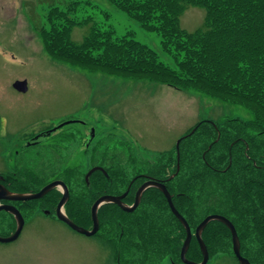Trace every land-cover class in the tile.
<instances>
[{
	"label": "trees",
	"instance_id": "trees-1",
	"mask_svg": "<svg viewBox=\"0 0 264 264\" xmlns=\"http://www.w3.org/2000/svg\"><path fill=\"white\" fill-rule=\"evenodd\" d=\"M105 1L141 30L158 35L159 49L140 43L132 32L117 35L107 25L109 14L94 17L88 12V1L69 0L60 1L65 6L50 4L39 20L44 51L51 59L79 71L196 91L243 112L242 117L215 122L216 130L210 122L201 120L183 134L175 179L188 182L192 212L199 189L204 214L209 210L233 221L239 232L241 255L250 264H264V0ZM190 7L204 11L202 25L193 32L180 25L181 16ZM88 24L82 41L73 42L72 29ZM158 51L172 64L161 62ZM194 134H199L197 141L190 144ZM169 154L154 166L176 171V148ZM121 165L115 163L112 169L125 171ZM118 180L122 181L120 186L127 185V178ZM33 205L30 202L24 206L25 218L28 211L37 209ZM155 206L147 213L154 219V235L163 240L164 223L158 220L164 215V201ZM65 210L70 220L85 226L82 192L72 194ZM0 216L10 220L6 235L11 234L14 221L3 211ZM210 227L214 255L227 253L238 263L230 249L228 228L219 222ZM191 254L193 259V251Z\"/></svg>",
	"mask_w": 264,
	"mask_h": 264
},
{
	"label": "rangeland",
	"instance_id": "rangeland-1",
	"mask_svg": "<svg viewBox=\"0 0 264 264\" xmlns=\"http://www.w3.org/2000/svg\"><path fill=\"white\" fill-rule=\"evenodd\" d=\"M60 1L69 0H0V123L3 124L0 171L9 166L8 159L14 163L11 155L19 147L8 144L19 139V135L41 129L44 124L74 122L64 126L72 129L82 127L76 123L84 121L95 129V138L100 140L96 156H81L84 153L78 151V145L62 152L58 161L48 155L52 153L44 151V160L53 161L49 165L52 174L60 176L65 168L73 173L70 189L74 194L83 191L80 176L96 163L91 160L100 159L98 155H117L120 159L112 158L117 165L123 163L121 168L126 172L140 170L146 168V160L155 164L171 156L169 151L198 121L221 123L227 118L244 116L236 107L196 91H179L132 77L113 78L79 71L51 59L43 49L39 20L46 15L50 4L65 6ZM82 1L89 2L88 12L94 17L108 13L107 25L117 35L132 32L140 43L159 49L158 35L141 30L124 13L113 10L107 1ZM203 18L202 9L190 7L181 16L180 25L185 31L193 32L202 25ZM88 26L74 27L70 34L72 41L80 43ZM158 54L161 62L172 64L171 59L159 51ZM17 81L26 83V92L13 88ZM13 129L19 130L16 138L9 135ZM198 135L194 134L188 142L193 144ZM72 154L73 157H67ZM36 210L27 212L17 240L0 243V264H115L98 240L80 235ZM2 218L5 217L0 216V236H9L6 233L10 220ZM207 264L238 263L230 254L218 253Z\"/></svg>",
	"mask_w": 264,
	"mask_h": 264
},
{
	"label": "flooded vegetation",
	"instance_id": "flooded-vegetation-1",
	"mask_svg": "<svg viewBox=\"0 0 264 264\" xmlns=\"http://www.w3.org/2000/svg\"><path fill=\"white\" fill-rule=\"evenodd\" d=\"M73 123L74 122L66 121L56 123L55 125L44 124L43 128L31 130L28 133L19 135V139L8 144V146L19 148L12 152L11 156L14 163L8 159L10 162L9 166L4 167V170L0 171L1 196H7L4 194V191H1L4 189L12 194H34L39 192L45 186L59 181L67 186L69 198L71 199L72 192L67 182L72 181V178L74 177L73 173L69 171L68 168H65L61 171L62 174L60 176L52 174L54 172L50 169L49 165H51L50 163L53 161L44 160V151L52 153L48 155L57 160L63 156L61 154L62 152L71 149L73 145H78V151L82 154L84 153L81 156L85 158L87 156L90 158L96 156V151L100 146V140L95 138V129L87 126V123L84 121H78L76 123V125L82 127H75L72 129L69 127L64 128L65 125ZM209 125L215 130L217 129L216 125ZM0 126L2 127L3 124L0 123ZM17 132H19V130H10L9 135H14L16 138L15 135ZM71 151L75 153L74 150ZM57 153L59 155H57ZM98 156L100 158L98 161H94V159L91 160V162H96L91 167L102 168L104 172L96 170L91 174L88 182L85 180V176L90 169L84 170L83 174L80 176L83 177L84 180L82 196L85 203V226L83 228L87 230L92 229L93 220L91 208L100 197H120L127 192L121 199V202L122 205L131 207L136 201L137 191L143 184L150 180L162 183L171 196L173 207L184 218L190 229L191 237L188 249L185 253V259L200 264L203 258L202 246H200L198 238H196V228L206 217L212 215L225 216L219 213L210 212L209 210H206L204 214L202 193L199 189H197L195 193V205L194 211L192 212L190 210L191 203L188 199V182L183 178H181L179 182L175 179L179 172L177 169L174 172H172V170H160L161 167L156 168L153 163L146 160L145 162H147V165H144L146 168L140 170L136 169L131 172L116 171L112 169V166H115V163H117L115 159H120L117 155H112L115 156V159H113L111 155ZM2 157H4V154ZM67 157H73V154L68 155ZM26 161L36 162L28 163ZM44 163L45 165H43ZM175 166H177V161ZM47 177H49L48 180H46ZM122 178H127L125 181L127 185L125 187L120 186L122 181L118 179ZM53 193L55 194L54 196L52 195ZM179 196L182 197V201L178 200ZM61 197L62 188L56 187L47 192L40 199L19 202L3 199L0 200V205H12L23 216L22 212L24 206L30 202H34L33 207L35 206L37 208V212H40L51 219L54 218L57 220L55 210ZM70 199H68V201H70ZM161 199L164 201L165 210L163 218L158 221L164 223L163 240H160L154 235V229L152 228V222L154 219H152L147 213L149 210L151 211V209L155 208V205L158 204ZM146 201H148V203H146ZM66 204L63 207L64 212L66 211ZM44 211H49V214H45ZM105 211H107V213ZM7 214L9 215V218L14 221V225L16 226L14 218L9 213ZM147 217L151 218V220L148 221L149 219ZM23 218L26 221L24 216ZM225 218L232 223L236 232L239 234L233 221L228 217ZM97 219V232L92 236L85 237L98 240V243L103 245L108 254L115 259V264H184L181 259V249L186 239V229L173 215L167 199L158 188L149 186L144 189L140 195L137 207L130 213L123 211L119 205L114 203L102 204L97 209ZM214 222L219 221H209L199 235L208 252V261L215 256L211 244L209 243L214 240L213 238L211 239L213 230L210 227V224H213ZM227 230L230 234L229 240L231 241V233L229 229ZM227 240L228 239H226V241ZM230 249L232 251L231 242ZM192 251L194 254L193 259H191ZM121 257H123L124 260H121Z\"/></svg>",
	"mask_w": 264,
	"mask_h": 264
},
{
	"label": "water",
	"instance_id": "water-1",
	"mask_svg": "<svg viewBox=\"0 0 264 264\" xmlns=\"http://www.w3.org/2000/svg\"><path fill=\"white\" fill-rule=\"evenodd\" d=\"M13 87L19 92H25L26 91V83L24 81L15 82L13 84ZM212 125L215 126L214 123H212ZM194 131H195V129H193L191 131V133H193ZM218 137H219V134H218ZM181 139L176 143V147H175L176 148V156H177V166H176L177 171L179 170V143H180ZM96 170H101L104 172V170L102 168H99V167H94V168L90 169L89 172L85 176V180L87 182H88V179L91 176V174L93 172H95ZM149 186L156 187L162 192V194L165 196V198L167 199V201L169 203V207H170L173 215L180 221V223H182L184 225V227L186 229V239H185L183 246H182V249H181L182 261L184 262V264H196L194 262H191V261H188L187 259H185V253L188 249L189 241H190V237H191L190 229H189L187 223L185 222L184 218L173 207V205L171 203V196L168 193V191L166 190V187L164 186V184H162V183L153 182L152 180H150L149 182H146L145 184H143L139 188V190L137 191L136 201L133 204V206H131V207H126V206L122 205V202H121V199L125 196V194L127 192L124 193L120 197H113V196L100 197L93 204V206L91 208V215H92V220H93V227L91 230H87L81 226H78L73 221H71L66 216V214L64 213L63 207L69 199V192H68L67 186L63 182H59V181L53 182V183L45 186L44 188H42L39 192L34 193V194H12V193H9L7 190L4 189L1 191H4V194H6L7 196H1V194H0V200L6 199V200L14 201V202L36 200V199L42 198L43 195H45L50 190H52L56 187H61L62 188V197L60 198V200L56 206V210H55V215H56L57 220L64 223L72 231H74L80 235L92 236L97 232V229H98L97 209L99 208V206H101L104 203H114V204L119 205V207L123 211L130 213V212L134 211V209L137 207V205L139 203L140 195L143 192V190ZM0 211H4L6 213H9L14 218V220L16 222L15 230L11 235L6 236V237L0 236V243L1 244L11 243V242L17 240L20 233L22 232V229H23L24 223H25L24 218L21 215V213L12 205H0ZM44 213L49 214V211H44ZM212 220H217V221L221 222L222 224H224L229 229V231L231 233L232 252H233V255L236 257V259L238 260L239 264H250L248 259L244 258L240 254V243H239V240H238L234 226L232 225V223L228 219H226L225 217L219 216V215H212V216L206 217L203 220V222L196 228L195 235H196V238H198V242H199L200 246H202L203 258H202V261L200 264H206L207 263L208 252L206 250L204 243L200 239L199 235H200V232L207 225V223L209 221H212Z\"/></svg>",
	"mask_w": 264,
	"mask_h": 264
},
{
	"label": "crops",
	"instance_id": "crops-1",
	"mask_svg": "<svg viewBox=\"0 0 264 264\" xmlns=\"http://www.w3.org/2000/svg\"><path fill=\"white\" fill-rule=\"evenodd\" d=\"M113 78H115V77H113Z\"/></svg>",
	"mask_w": 264,
	"mask_h": 264
}]
</instances>
